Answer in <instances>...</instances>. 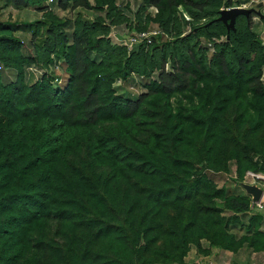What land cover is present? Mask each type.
Masks as SVG:
<instances>
[{
	"label": "trees",
	"instance_id": "trees-1",
	"mask_svg": "<svg viewBox=\"0 0 264 264\" xmlns=\"http://www.w3.org/2000/svg\"><path fill=\"white\" fill-rule=\"evenodd\" d=\"M48 1L0 0V264L264 251L250 195L209 173L264 172L259 15L216 20L248 0H139L133 16L117 0ZM28 8L42 16L1 20Z\"/></svg>",
	"mask_w": 264,
	"mask_h": 264
},
{
	"label": "rangeland",
	"instance_id": "rangeland-1",
	"mask_svg": "<svg viewBox=\"0 0 264 264\" xmlns=\"http://www.w3.org/2000/svg\"><path fill=\"white\" fill-rule=\"evenodd\" d=\"M242 1H245V0H242ZM258 2H260V1L259 0H248L247 5H245V6L250 7L251 5H253V7H256V3H258ZM117 3L121 8L125 9L129 15L133 16L134 13L138 10L140 1L139 0H117ZM55 4H57V0H49L48 1V5L54 6ZM245 6H243V7H245ZM55 10L58 11V13H60L61 15L67 14V13H64L63 11L59 10L58 8ZM70 14L71 13L68 12V15H70ZM41 16H42V14L40 12H37L33 8L23 9L20 11L19 10H12L11 13L7 10L6 13L3 16H1V20L2 21H8V22H19V23H21V22L34 21L36 19H39ZM256 16H258V15H256ZM259 17H262V16L259 15ZM259 17H257L255 20L256 26H257L255 28H257V30L261 32L262 37L264 39V24L261 23ZM117 32H118V28L114 29L112 36L118 35ZM130 34L131 33H126L124 36L120 35L121 40L124 43H126V42L128 43ZM167 67L171 68V64H169ZM31 68L35 69V66H33ZM31 68L28 69V74L29 73L31 74V70H30ZM35 74H36V76L42 75V73H40V72H35ZM263 79H264V77H263ZM134 82H138V80H135ZM134 82L130 81V84L128 85V89L126 92H132L133 94H138L142 91V89L140 87L141 85H139L138 83H134ZM235 170H236L235 166H232V171L229 173H225V172H220V173L209 172V173L211 174V177H213L215 179V181L217 182V184L220 187L225 185L226 187H228L230 189H236L237 193L241 192L242 194L250 195L251 200H252L251 212H249V214L246 215V219L249 218V216L251 214H256V213L262 214L264 216V193H263V198H262V207H260L258 205V203L253 199V195L249 194L245 188L246 184H254V185H257L258 187H260L264 191V180H261V181H258L257 183H254L255 178L246 173L243 181L239 182V181L234 179V177H236V175L234 173ZM258 174L264 176V172H261ZM232 176H234V177H232ZM263 176H261V178H263ZM232 230L234 232H238L240 235L246 233V229L240 225H234L232 227ZM205 246L207 247L208 245L205 244ZM242 249L243 250L241 252H238L239 254L228 253L229 256H227V257H224L222 252L219 253V251L216 250L214 252V254H218V256L213 257L211 255L206 256V255L198 252L197 246L193 245L188 256L185 258L184 264H224L223 261L225 259H229V261L232 264H264V255L253 254L252 249L249 248L247 246V244H244ZM212 253L213 252L211 251V254ZM250 254H252V255H250Z\"/></svg>",
	"mask_w": 264,
	"mask_h": 264
},
{
	"label": "water",
	"instance_id": "water-1",
	"mask_svg": "<svg viewBox=\"0 0 264 264\" xmlns=\"http://www.w3.org/2000/svg\"><path fill=\"white\" fill-rule=\"evenodd\" d=\"M264 5V2L261 1L257 7H239L235 6L233 8L222 9L220 12V17L216 20L224 22L229 29H235L236 18L238 15L250 16L252 13L258 15L262 14L259 10V7ZM246 190L249 194L253 195L255 201H259L264 193V191L254 184H246Z\"/></svg>",
	"mask_w": 264,
	"mask_h": 264
},
{
	"label": "built area",
	"instance_id": "built-area-1",
	"mask_svg": "<svg viewBox=\"0 0 264 264\" xmlns=\"http://www.w3.org/2000/svg\"><path fill=\"white\" fill-rule=\"evenodd\" d=\"M259 1H263L264 2V0H259ZM155 33H157V32H155ZM144 39H148L149 42H150L151 41V33H141V34H138V35H131V36H129V42L128 43L134 44V43H137V42L142 41ZM30 70L32 72H34V73L38 72V70L36 68L35 69L31 68ZM247 174L251 175V176H253L255 178V180H254L255 182L254 183H257L258 181L264 180V176L258 174L257 172H253V171L249 170V171H247ZM261 176H263V178H261ZM256 202L258 203V205L260 207H262V200L256 201Z\"/></svg>",
	"mask_w": 264,
	"mask_h": 264
},
{
	"label": "crops",
	"instance_id": "crops-1",
	"mask_svg": "<svg viewBox=\"0 0 264 264\" xmlns=\"http://www.w3.org/2000/svg\"><path fill=\"white\" fill-rule=\"evenodd\" d=\"M245 5H247V2H244L241 6H245ZM245 7H247V6H245ZM250 7H253V5H251ZM256 18H257V17L254 18L255 25H256V21H255ZM261 23H262V22H261ZM262 24H263V23H262ZM256 27H257V26H256ZM260 33H261V32H260ZM261 36H262V34H261ZM262 38H263V37H262ZM262 229L264 230V220H263V223H262ZM245 249H246V248H245ZM216 250L219 251V253L222 252V254H223L224 257L229 256L228 253H232V252H229V251H226V250H221V249H219V248H212L211 251H212L213 253L210 254V255L213 256V257H217L218 254H214V252H215ZM242 250H243V249H241L239 252H241ZM246 251H247V250H246ZM252 253L255 254V255H256V254H260V255L262 254V255H264V251H261V252H254V251L252 250ZM233 254H239V253H233ZM210 255H209V256H210ZM250 255H252V254H250ZM253 256H254V255H253ZM223 263H224V264H232V263L229 261V259H225V260L223 261Z\"/></svg>",
	"mask_w": 264,
	"mask_h": 264
},
{
	"label": "clouds",
	"instance_id": "clouds-1",
	"mask_svg": "<svg viewBox=\"0 0 264 264\" xmlns=\"http://www.w3.org/2000/svg\"><path fill=\"white\" fill-rule=\"evenodd\" d=\"M260 2H261V1H260ZM234 7H235V6H234ZM239 7H243V6H239ZM256 7H257V6H256ZM232 8H233V7H232ZM234 173H235V171H234ZM262 198H263V195H262V197H261V199H260V200H262ZM260 200H259V201H260Z\"/></svg>",
	"mask_w": 264,
	"mask_h": 264
}]
</instances>
